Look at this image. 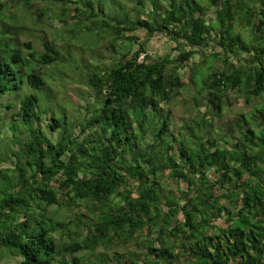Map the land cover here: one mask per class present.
I'll use <instances>...</instances> for the list:
<instances>
[{"label": "trees", "instance_id": "trees-1", "mask_svg": "<svg viewBox=\"0 0 264 264\" xmlns=\"http://www.w3.org/2000/svg\"><path fill=\"white\" fill-rule=\"evenodd\" d=\"M144 1L122 19L103 0H0V264H264V0H207L212 17L197 0H147L140 19ZM236 19L249 39L230 33ZM61 32L126 48L78 67L73 110L49 97L71 66ZM156 33L177 54H148ZM177 98L195 114L170 131ZM236 100L257 108L218 141L212 120Z\"/></svg>", "mask_w": 264, "mask_h": 264}, {"label": "rangeland", "instance_id": "rangeland-1", "mask_svg": "<svg viewBox=\"0 0 264 264\" xmlns=\"http://www.w3.org/2000/svg\"><path fill=\"white\" fill-rule=\"evenodd\" d=\"M92 3L94 5H96V0H91ZM137 0H103L104 4V8L108 9L107 12H111L113 10V12H115L118 16H120L122 19L125 18L126 16V10H130L131 12V16L132 17H136V13L137 10H139L140 6L137 5L136 3ZM200 2V4H202L205 7H208V2L207 0H197ZM36 2L38 3L39 0H36ZM145 6H144V14L141 15L139 18H146L149 15H152L151 13V6L149 4V2L147 0L144 1ZM120 5L124 6L125 8H122ZM42 6L43 9L45 8H50V10H52V5L49 4V2L45 1L42 2ZM167 6V1L163 0V1H159V10L163 11L165 10ZM209 11H208V16L212 17V10L213 8L208 7ZM15 9V8H14ZM126 9V10H125ZM21 12L19 11H15V19H17L20 16ZM45 25L49 24L48 27L46 28V32L51 33L54 29L56 28H60L59 26L61 25V23H58V21H56L53 17H51V14H45ZM207 18V16H206ZM20 19H17L16 21L19 22ZM75 21V20H74ZM73 21V22H74ZM213 21V20H212ZM28 23L31 25L33 24V18L30 17ZM73 25L75 23H72ZM71 24V25H72ZM17 31V30H16ZM15 31V34H16ZM62 31V30H61ZM45 32L44 29H41L39 35H43ZM63 37L65 38V40L68 41H62L61 43V47L59 49V54L64 57L65 59H68V63L71 65L70 68H66L65 72H63L62 74L64 75L63 80L59 83V79L57 80V86L56 87H52L49 91V97L51 98V102L52 104L58 102V101H63L64 104H66V110H73L75 108V104L73 103H80V101L77 99V96L79 94V92L84 89V81H83V77L81 76L80 70L78 69V67L80 66L81 68H83V65H88V63L90 62H96L98 64H102L103 66H110L113 63H115V61H117L120 57L119 52L126 49L125 46L123 45V43L121 42H117L115 49L117 50V52H112L109 48V39L108 38H96L94 39L93 36H89L88 35H84L82 39V41H78L77 44L80 45V43H84L85 45H88L90 43H93V47L91 50H93V52L91 51H84L82 50V48L77 45L75 43L74 40H70L69 38L66 37L65 32H61ZM97 35L96 37H99L101 32L100 31H96ZM140 36L144 37V33L139 31L137 32ZM232 35H239L243 40H247L249 39V35L250 32L248 31V29L244 28L243 25L241 24V22L238 21V19L235 20V23L232 25V29L230 32ZM10 34H3V37L6 38L7 40L10 38ZM99 35V36H98ZM72 35H70V38ZM51 39V38H50ZM100 39V41H99ZM152 41L148 44L147 46V51L148 54L150 53H155L159 56L164 55V54H177V52L174 51V49L176 48L175 43L170 39V37L165 34V33H156L153 37H151ZM2 41V40H1ZM19 40H17V37L15 36V39L12 40V43L14 45L19 46V44L21 45L20 42H18ZM21 41H25V37H22ZM94 41V42H93ZM121 41V40H120ZM76 44V45H75ZM32 52H34V55L36 50L38 49L37 44H35V42H33L32 45ZM131 49H134L133 47ZM21 52H23L24 54H28L30 53V50L28 48L24 49V47L22 46L20 48ZM119 51V52H118ZM125 51V50H124ZM205 53H208L207 51H205ZM143 55H141L139 57V60H141ZM36 60V59H35ZM37 61H35L36 63ZM66 64V62H65ZM87 67V66H86ZM203 69L205 70L207 68V65H203L202 66ZM88 68V67H87ZM54 73H58L57 69H53ZM61 75V73H59ZM57 94V98L56 100L53 99V97ZM229 96L232 97V94H230ZM192 101V99H191ZM190 101V102H191ZM181 99L177 98L176 101L174 103H172V110H173V119H174V123L171 125L170 131H174V129L178 130V128H180L181 125L184 124L185 120H190L194 114L195 111L193 109H190L189 106L185 107L184 105H182L181 103ZM232 102V107H226L224 110H222L221 114L218 117H214L213 118V123L212 126L214 128V130L216 131V134H212L211 137L216 138L218 141H220L221 136H223L224 134H226L229 130H231L232 132V127L231 125H233V122H235V118L238 117L240 114H244V115H249L250 113H252L256 108L257 105L254 103L250 106H246L243 104V102L241 100H236V101H231ZM55 105V104H54ZM190 109V112L188 111ZM187 110V111H186ZM201 112L204 110V107H201ZM71 114V113H70ZM0 116L1 118H5L3 117V113L0 112ZM9 117V116H8ZM6 116V118H8ZM43 121L45 123V120L43 118ZM3 119L0 120V127L3 124ZM5 129V127H4ZM5 132V131H4ZM236 133V130H234L233 132ZM5 135L6 132H5ZM232 135V136H233ZM13 162L12 158H9V160L7 162L3 163L4 167H9L11 166ZM183 189V187L181 188V190ZM167 196H170L168 194H170L169 192H164ZM168 193V194H167ZM183 192L179 191L177 194L178 197L181 196ZM173 196V194H172ZM81 213H83V215H88L87 211L85 209H82L80 211ZM222 225V224H221ZM55 240L58 241L59 243V236L58 235H54ZM95 256L90 257V259H92L93 261H95ZM106 258H111V255L109 257ZM17 261L12 262V264H17ZM111 263V262H110Z\"/></svg>", "mask_w": 264, "mask_h": 264}, {"label": "crops", "instance_id": "crops-1", "mask_svg": "<svg viewBox=\"0 0 264 264\" xmlns=\"http://www.w3.org/2000/svg\"><path fill=\"white\" fill-rule=\"evenodd\" d=\"M218 224H220V225H221V224H222V222L218 221ZM230 264H236V263H234V262H232V261H231V263H230Z\"/></svg>", "mask_w": 264, "mask_h": 264}]
</instances>
